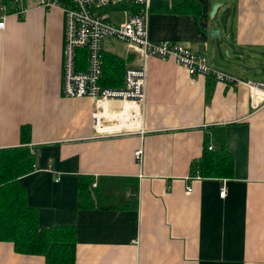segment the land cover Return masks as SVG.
Wrapping results in <instances>:
<instances>
[{
    "label": "crops",
    "instance_id": "crops-1",
    "mask_svg": "<svg viewBox=\"0 0 264 264\" xmlns=\"http://www.w3.org/2000/svg\"><path fill=\"white\" fill-rule=\"evenodd\" d=\"M186 1L197 15L163 11ZM38 4L27 0L21 19L9 15L0 30V151L20 148V128H30L33 167L18 185L39 228L75 227L74 264H264V104L253 105L244 86L191 77L172 61L149 58L143 133L94 138L93 102L62 97L64 15ZM124 9H107V20ZM212 29L226 46L217 47ZM149 37L206 51L214 70L237 79L264 80V0H151ZM103 54L123 66L114 80L117 73L108 78L103 65L106 88L121 87L124 70L143 64L135 49L112 38ZM120 111L119 103L107 106L108 113ZM222 143L233 158L232 176L201 177L196 164L206 147L216 153ZM109 179L124 186L109 192L115 207L93 201L80 209L79 183L92 180L95 200L99 188L106 195L102 181ZM0 264L47 263L0 242Z\"/></svg>",
    "mask_w": 264,
    "mask_h": 264
},
{
    "label": "built area",
    "instance_id": "built-area-1",
    "mask_svg": "<svg viewBox=\"0 0 264 264\" xmlns=\"http://www.w3.org/2000/svg\"><path fill=\"white\" fill-rule=\"evenodd\" d=\"M27 0H0V30L4 29L9 15L18 19L26 13ZM151 0H39L38 6L47 10L60 9L64 15V43L62 54V97L65 99L87 98L94 104V138H104L139 131L146 104L147 70L145 61L157 58L172 61L186 70L191 77L211 78L230 87L244 86L248 89L253 105L264 104V80H240L232 75L214 70L210 66L208 53H193L181 43L172 41L153 42L149 37V9ZM124 6L125 20L116 25L107 20V9ZM127 8H126V7ZM112 38L138 52L141 67L124 70L123 84L117 88H106L101 84L104 65L103 42ZM85 58H80L81 54ZM119 103L121 111L108 113L107 106ZM121 122L118 127H104V120ZM123 129V130H122ZM122 130V131H121ZM213 151L212 145L208 146ZM35 155V151H30ZM142 149L134 153L137 162L142 161ZM96 187V183L92 184ZM188 192L191 189L188 188ZM219 196L224 198L223 187Z\"/></svg>",
    "mask_w": 264,
    "mask_h": 264
},
{
    "label": "trees",
    "instance_id": "trees-1",
    "mask_svg": "<svg viewBox=\"0 0 264 264\" xmlns=\"http://www.w3.org/2000/svg\"><path fill=\"white\" fill-rule=\"evenodd\" d=\"M163 11L197 15L198 7L186 1L175 4L169 9L165 7ZM80 58H85L83 53ZM105 63L108 65V78L115 72L117 74L112 79L118 78L123 70L121 62L106 56L104 57ZM20 143V148L0 151V242L12 243L15 252L19 254L43 257L47 264H74L75 227L55 226L40 229L36 210L29 208L25 203L24 191L18 185V180L29 174L33 167V158L26 146L30 143V128L27 126L20 128ZM207 149L206 147V153H203L196 164L199 175L203 178H230L233 173V158L225 150L223 143L216 153H208ZM114 180L102 181V183L106 181L107 184L106 195L103 196L99 188L96 190L95 200H92L88 191L92 180L81 181L78 194L80 209L89 208L93 201L96 202L98 208L108 207L110 204L107 201L112 200L110 190L124 188L119 183L114 184ZM110 207L115 206L108 208ZM130 207H135V205L122 206V208Z\"/></svg>",
    "mask_w": 264,
    "mask_h": 264
},
{
    "label": "water",
    "instance_id": "water-1",
    "mask_svg": "<svg viewBox=\"0 0 264 264\" xmlns=\"http://www.w3.org/2000/svg\"><path fill=\"white\" fill-rule=\"evenodd\" d=\"M216 8H217V5H215V6L213 7V10H212V12H211V14H210V17H213V16H214V13H215V11H216ZM220 22L223 23V19H221ZM209 36H210L211 38H216V39H217V47H218V48H219L220 46L224 47V46H226V45L228 44L227 41H226L225 39H223V37L221 36V34H220V30H219V29H212V30L209 32ZM214 51H215V49L213 48V50H212V55H211V60H213V58H214ZM223 52H224L225 56L228 57V50H227V49H224Z\"/></svg>",
    "mask_w": 264,
    "mask_h": 264
},
{
    "label": "rangeland",
    "instance_id": "rangeland-1",
    "mask_svg": "<svg viewBox=\"0 0 264 264\" xmlns=\"http://www.w3.org/2000/svg\"><path fill=\"white\" fill-rule=\"evenodd\" d=\"M110 20L116 25L122 24L125 20V15L121 12H116L115 14L110 15Z\"/></svg>",
    "mask_w": 264,
    "mask_h": 264
}]
</instances>
